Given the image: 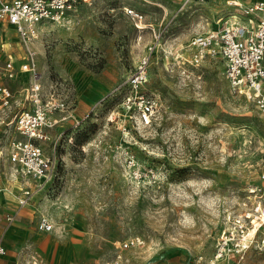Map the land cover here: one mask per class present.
<instances>
[{
	"label": "rangeland",
	"instance_id": "374dc122",
	"mask_svg": "<svg viewBox=\"0 0 264 264\" xmlns=\"http://www.w3.org/2000/svg\"><path fill=\"white\" fill-rule=\"evenodd\" d=\"M125 7L141 13L139 27ZM226 10L225 0H88L36 40H7L17 66L34 52L37 81L71 117L37 142L60 166L27 204L0 157V264H264V249L214 256L227 214L264 174V116L230 89L219 55L193 43ZM141 70L155 102L146 126L122 103ZM34 79L0 72L14 92L0 120L27 106L19 89ZM3 125L0 136L21 138ZM133 237L143 243L117 247Z\"/></svg>",
	"mask_w": 264,
	"mask_h": 264
},
{
	"label": "built area",
	"instance_id": "2783aa9c",
	"mask_svg": "<svg viewBox=\"0 0 264 264\" xmlns=\"http://www.w3.org/2000/svg\"><path fill=\"white\" fill-rule=\"evenodd\" d=\"M88 0H2L0 1V69L5 79H12L17 72L32 74L34 81L19 89L27 106L11 112L3 123V132L8 128L15 136H0V157L6 156L12 165V173L20 174L17 189L19 205H25L45 186H50L57 177L60 161L56 154L46 153L37 143L47 139V130L71 117L63 98L55 96L49 88L36 79L34 52L26 48L25 61L16 65L15 58L5 51L7 36L11 29L23 43L38 38L44 23L62 22L80 2ZM231 9L217 17L205 37L194 40L197 46L206 47L222 60V75L230 89L238 95L252 99L264 116V0L243 4L237 0H225ZM136 27L142 20L141 13L133 8H124ZM200 54L194 56L198 65ZM142 68V67H141ZM144 71L131 76V93L123 99L127 110L137 108V121L141 126L151 123L155 102L143 89ZM14 92L0 83V101L4 107L12 101ZM262 181L247 187L236 208L226 217L224 228L216 237V258L237 257L242 259L248 249H264V174ZM8 220L13 214L8 212ZM40 227L49 231L52 224L40 218ZM138 237L129 238L117 247L140 245ZM4 247L0 244V255ZM199 259L194 260L198 264Z\"/></svg>",
	"mask_w": 264,
	"mask_h": 264
},
{
	"label": "crops",
	"instance_id": "0c3cea01",
	"mask_svg": "<svg viewBox=\"0 0 264 264\" xmlns=\"http://www.w3.org/2000/svg\"><path fill=\"white\" fill-rule=\"evenodd\" d=\"M0 1H2V0H0ZM237 1H239V2H241V3H243V4H247V3H250V2H252L253 0H237ZM226 5V4H225ZM226 7H227V10L225 11V12H227V11H229L230 9H231V7H229V6H227L226 5ZM224 12V13H225ZM224 13H222L221 15H223ZM220 16V15H219ZM11 29H9V32H8V36L6 37L7 39H10V37L11 36H14V34L12 33V31H10ZM5 51L7 52V53H11V51L7 48V43L5 44ZM178 260V259H177ZM177 260L176 259H174L173 261H171L172 263H175V262H177Z\"/></svg>",
	"mask_w": 264,
	"mask_h": 264
}]
</instances>
